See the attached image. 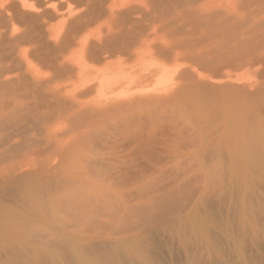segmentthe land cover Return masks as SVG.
<instances>
[{"label":"bare ground","instance_id":"bare-ground-1","mask_svg":"<svg viewBox=\"0 0 264 264\" xmlns=\"http://www.w3.org/2000/svg\"><path fill=\"white\" fill-rule=\"evenodd\" d=\"M239 163L264 168V0H0V193L26 176L0 249L124 221L151 174Z\"/></svg>","mask_w":264,"mask_h":264},{"label":"rangeland","instance_id":"rangeland-1","mask_svg":"<svg viewBox=\"0 0 264 264\" xmlns=\"http://www.w3.org/2000/svg\"><path fill=\"white\" fill-rule=\"evenodd\" d=\"M252 79L260 78L253 74ZM249 159L242 161L251 163ZM242 164L211 172L151 174L154 185L134 198L130 217L124 221L102 223L98 232L91 231L95 236L90 231L76 237L54 232L47 235L50 248L46 249L33 247L30 237L25 246L31 243L34 249L21 245L24 242L15 247L1 243L0 264H264V168L246 170ZM23 177L17 183L20 190L26 188ZM14 188H2L0 209L3 204V209L20 204L19 197L12 200ZM165 194L169 195L164 199ZM54 208L52 218L57 220ZM54 224L56 228L58 223Z\"/></svg>","mask_w":264,"mask_h":264}]
</instances>
